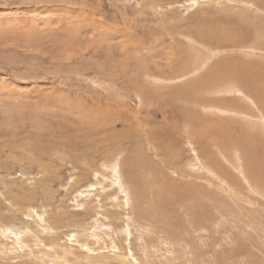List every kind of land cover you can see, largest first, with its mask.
Instances as JSON below:
<instances>
[{
    "label": "rangeland",
    "instance_id": "1",
    "mask_svg": "<svg viewBox=\"0 0 264 264\" xmlns=\"http://www.w3.org/2000/svg\"><path fill=\"white\" fill-rule=\"evenodd\" d=\"M263 190L264 0H0V264H264Z\"/></svg>",
    "mask_w": 264,
    "mask_h": 264
},
{
    "label": "bare ground",
    "instance_id": "2",
    "mask_svg": "<svg viewBox=\"0 0 264 264\" xmlns=\"http://www.w3.org/2000/svg\"><path fill=\"white\" fill-rule=\"evenodd\" d=\"M249 3H251V2H249ZM234 20H235V18H233ZM258 65V64H257ZM249 70V69H248ZM242 71H244V70H242ZM231 72V71H230ZM248 72V71H247ZM251 72V71H250ZM248 74V73H247ZM226 76V75H225ZM247 77V76H246ZM254 77H256V76H254ZM247 81V80H246ZM231 147V146H230ZM262 180H263V178H262ZM261 180V181H262ZM263 182V181H262ZM162 188V187H161ZM263 193H264V190H263ZM180 198V197H179ZM204 198V197H203ZM202 198V199H203ZM205 199V198H204ZM202 202V201H201ZM194 204V203H193ZM202 204V203H201ZM205 204V203H204ZM186 205V204H185ZM203 205V204H202ZM210 205H212V204H210ZM200 208V207H199ZM203 208H205V210H206V207H203ZM209 208H210V206H209ZM211 208H213V207H211ZM211 208H210V210H211ZM201 209V208H200ZM209 210V209H208ZM201 211V210H200ZM194 213V212H193ZM201 213L203 214V212L201 211ZM206 213H208V212H206ZM210 213V212H209ZM218 213H219V211H218ZM191 214V213H190ZM235 214V213H234ZM193 215V214H192ZM194 215H196V214H194ZM194 217V216H193ZM201 217H203L202 215H201ZM208 217V216H207ZM204 220V219H203ZM227 220V219H226ZM228 222V221H227ZM250 225V224H249ZM169 231V230H168ZM95 237V236H94ZM98 240V239H97ZM171 240V239H170ZM207 244V243H206ZM244 247V246H243ZM114 248V247H113ZM251 248V247H250ZM104 250V249H103ZM108 250V249H107ZM210 250V249H209ZM264 250V249H263ZM56 252V251H55ZM54 252V253H55ZM98 252V251H97ZM180 252V251H179ZM112 254V253H111ZM127 254V253H126ZM263 254V253H262ZM174 255V254H173ZM235 255H237V254H235ZM261 255V254H260ZM127 256V255H126ZM30 257V256H29ZM122 257V256H121ZM182 257V256H181ZM124 258H126V257H124ZM125 260H127V259H125ZM130 262V261H129ZM169 262H172V261H169ZM175 262V261H174ZM174 262H172V263H174ZM137 263H138V261H137ZM181 263V262H180ZM151 264V263H150Z\"/></svg>",
    "mask_w": 264,
    "mask_h": 264
}]
</instances>
